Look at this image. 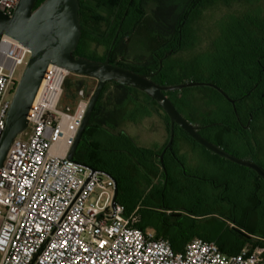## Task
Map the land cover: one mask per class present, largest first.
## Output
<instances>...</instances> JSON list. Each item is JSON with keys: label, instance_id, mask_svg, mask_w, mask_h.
Listing matches in <instances>:
<instances>
[{"label": "trees", "instance_id": "1", "mask_svg": "<svg viewBox=\"0 0 264 264\" xmlns=\"http://www.w3.org/2000/svg\"><path fill=\"white\" fill-rule=\"evenodd\" d=\"M42 1L37 0L35 7ZM79 4L81 37L74 56H79L78 52L87 47L89 33L86 27L90 20L98 28V24L104 21L109 24L113 17L116 18L111 37L120 20H123L120 30L123 51L126 54L131 47L140 48L145 53V58L143 61L129 63L123 57L118 59L112 56L110 63L139 74L150 75L151 81L162 86L185 82H207L216 85L235 101L237 117L232 105L210 87L186 88L164 92V95L186 121L198 128L202 137L228 153L253 161L264 169V0H79ZM233 4H241L243 10L221 16L218 24L210 30V43L207 48L199 53L192 52L188 58L183 59V51H190L195 45L197 34L194 28L203 13L216 6ZM109 42L110 40L107 44ZM167 52L171 53L163 60L161 69L157 72L158 59ZM110 86L121 91V104L127 102L128 92L138 91L114 82L104 86L73 159L105 172L114 179L117 189L116 202L123 206L125 215L135 211L139 220L136 228L141 231L154 228L155 234L168 240L176 253L180 252L188 241L196 238L193 228L197 215L185 212L180 216H171L183 210L147 202H135L128 206L126 202L128 193H131V196L141 194L150 200L160 201L164 199L168 185L172 189L176 188L175 185L184 178V174L180 170H173L170 165L174 164L176 158L179 159L175 153V145L176 141L182 138L195 148H200L202 156L212 164L223 165L228 170L237 167L241 170L238 172L243 174L246 185L250 184L251 187V192L246 194L243 185L237 186L235 198L238 203L224 197L237 206L248 208L246 212L242 211L243 208L236 210L243 214L244 220L240 223L234 222L233 227L241 229L249 237L240 235L243 242L234 250H226L209 237L202 240L213 242L225 255L234 254L242 248L264 250V210L261 209L262 202L258 200L259 192H264L261 187L264 181L252 170L206 151L178 127H175L171 150L166 151L163 156L167 173L165 176L159 161L162 149H128L126 144L128 145L129 139L124 134L114 131L115 135H112L108 132L107 126L112 121H105L100 110L104 94ZM78 89L79 86H76L74 94ZM142 94L162 112L153 100ZM196 95L203 98L202 110L193 106L192 101ZM164 116L169 132V121L165 114ZM110 136L115 139V146L106 141ZM156 177L159 180L153 185ZM244 198L248 201L244 202ZM213 201L216 203L214 198ZM248 202H251L250 206ZM185 219L189 220L188 223L183 221ZM262 257L264 260V251Z\"/></svg>", "mask_w": 264, "mask_h": 264}, {"label": "built area", "instance_id": "2", "mask_svg": "<svg viewBox=\"0 0 264 264\" xmlns=\"http://www.w3.org/2000/svg\"><path fill=\"white\" fill-rule=\"evenodd\" d=\"M18 0H0L10 16ZM29 51L0 40V137L16 72ZM69 71L48 64L28 109L27 127L10 144L0 168V264H264L263 249L225 255L193 238L180 252L152 231L136 228L135 212L112 206L114 180L67 159L90 97L60 107ZM23 138H22V137Z\"/></svg>", "mask_w": 264, "mask_h": 264}, {"label": "water", "instance_id": "3", "mask_svg": "<svg viewBox=\"0 0 264 264\" xmlns=\"http://www.w3.org/2000/svg\"><path fill=\"white\" fill-rule=\"evenodd\" d=\"M36 1L18 0V4L10 16L0 13V40L2 36L11 37L29 51V56L12 94L5 117V127L0 137V168L10 144L27 127L26 115L37 93L45 68L48 64H57L66 68L70 74L91 78L96 81L88 101L86 114L68 153V160L78 163L74 161L73 154L83 136L84 130L89 125L93 109L98 102L104 86L109 82H114L144 93L167 116L169 121V138L159 155L162 169H164L163 156L167 150H171L175 127H178L193 142L206 151L237 166L252 170L264 181V169L261 166L253 161L234 156L202 137L198 133V128L186 121L164 95V92L191 87H210L221 94L232 105V109L237 117L234 107L235 101L230 99L223 90L207 82H185L171 86H162L151 81L150 75L139 74L119 65H112L109 62L108 55L103 61L74 56L73 53L81 37L78 14L80 8L79 0H43L35 7ZM170 53H166L163 58L170 55ZM161 63L162 59H159L158 71L161 69ZM82 165L87 166L85 164ZM89 168L92 172L97 171L91 167ZM116 197L117 189L114 181L112 206L116 203ZM171 216H180V214L173 213ZM236 231L242 234L241 231Z\"/></svg>", "mask_w": 264, "mask_h": 264}, {"label": "rangeland", "instance_id": "4", "mask_svg": "<svg viewBox=\"0 0 264 264\" xmlns=\"http://www.w3.org/2000/svg\"><path fill=\"white\" fill-rule=\"evenodd\" d=\"M87 1L88 0H86V2ZM242 10L243 7L241 4H233L231 6H216L215 8L204 12L201 19L197 22L194 28V31H196L197 34L195 45L190 51H183V59L188 58L192 52L199 53L200 51L207 48V45L210 43V30L218 24L219 18L221 16L226 13L235 14ZM98 51L99 54H102V50ZM125 58L129 63H136L144 60L145 53L142 52V49L140 48L135 49L131 47L127 50ZM22 71L23 67H19L15 76L16 83L18 82ZM80 82L82 85H86L85 88H87V90L91 86L90 94L93 91L96 83V81L91 78L70 74L66 79V84L63 87L64 96L60 102L61 109L64 110L66 107H68L69 111H71L74 108L77 102V99H73L74 90L76 86H79ZM111 92H114V95L121 94V91L116 89L114 91L113 88L109 87L104 94V99ZM131 93L139 96L140 98L144 97L142 92L131 91ZM12 94L9 95V100H11ZM202 100L203 98L196 95L192 101L193 106L202 110L204 107ZM133 118L136 121L139 120L140 115L138 114V111H134ZM157 126V119L153 116H147L142 119L140 118V120L136 123H123L120 130L116 127L114 128L113 123H110L107 126V130L112 135H115V132L117 131L122 134L127 132L129 136V143L128 145L126 144V148L128 149L133 147L141 149H153L156 151L162 145V137L156 136L157 131L161 132L160 130H157ZM106 139L107 142L115 146V139L111 138V136L107 137ZM189 153L190 152L188 150L187 152L183 154L180 153L178 155V158L183 164L186 177L181 179L179 183L175 185L176 188L174 189L168 185L167 190L164 192V199L160 201L156 199L150 200L149 197H143L141 194H132L131 196V193H128V195H126L127 205L131 206L135 202L136 204L140 202L141 204H145L147 202L156 206L171 209L178 208L182 209L184 212L195 214L198 216L196 217L197 221H195V226L193 228L194 233L198 236H195L196 238L202 239L209 237L218 245L225 247L226 250H234L243 242V238L240 236V233L236 231L239 230L238 228H234L235 230L233 229V223L243 222L244 216L239 211L236 212V214L230 215L226 207L222 208L221 210L215 208L213 195L222 194L238 203L239 201H237L235 198V194L238 191L237 186L239 184L243 185L245 193L249 194L251 192L250 184L246 185L245 178H242L243 174L238 172L241 170L237 169V167L233 166V170H228L223 165L219 166L212 164L209 160L202 156L200 148H196V150H194V157L192 156V152L190 154ZM164 175H167L166 170ZM261 187L264 190L263 183H261ZM258 200L262 202L263 205L261 206V209L264 210V192H259ZM250 204L251 202H248L249 206ZM183 221L188 223L187 221L189 220L185 219ZM152 230H154V228H152L151 231ZM152 232L155 233V230Z\"/></svg>", "mask_w": 264, "mask_h": 264}, {"label": "flooded vegetation", "instance_id": "5", "mask_svg": "<svg viewBox=\"0 0 264 264\" xmlns=\"http://www.w3.org/2000/svg\"><path fill=\"white\" fill-rule=\"evenodd\" d=\"M90 8H91V6H90ZM115 21H116V18L113 17V19L111 20V22L109 24L104 21V22L98 24V28H97V25L93 24L92 20H90L89 25L86 27V30L89 33L88 34L89 40H87V42H86L87 47L84 48L85 49L84 51L78 52V55L83 56V57H89V58H92L93 60H102V58H104L103 60H105L106 56L108 55L109 62H110L111 58H113V57L118 58V59L119 58L121 59V57H123L124 59H126L125 58V52L122 49V46H121L122 43L120 40V30H121L123 20H120L114 35L111 37V30L115 24ZM109 40H110V42H109V44H107V42ZM98 50H102V54H99ZM164 55H163V57H164ZM163 57L160 58V59H162V62H163V60H165V58L167 56L165 58H163ZM161 66H162V63H161ZM158 67H159V65H158ZM157 72H158V70H157ZM85 87H86V85H84V84L82 85L81 82L79 83V89H78L77 93L73 95L74 100L78 99L80 97H90L91 96V94H92V92L90 94L91 86L89 87L88 90ZM113 89H114V87H113ZM114 94H115L114 92H111L109 95L106 96V98L103 101V105L101 107L100 112H101V116H103L105 121L111 120L113 125L115 127H117L119 115L120 116L125 115L127 110H126L125 106H123L122 104L118 103L117 105H114V103H112L114 100ZM93 111H94V109H93ZM173 142H174V140H173ZM170 167L173 168V170H175V171L180 170L181 173L184 174V177H186L184 169H183V164L179 159L176 158L174 160V164L171 165ZM213 197L216 201L214 207L217 208L218 210H221L222 208L226 207L228 209V212L230 213V215H233L236 212V210L243 208L242 211L246 212V209H248L245 206H237L235 203L231 202L230 199H225L224 198L225 196L222 194L214 195ZM247 201H248L247 198H244V202H247ZM178 213L181 215L182 212H178ZM183 213H185V212L183 211ZM262 221L264 223V218ZM234 228H237V227H233V229ZM239 230H241V229H239ZM241 232H242V234H240V235L249 237L242 230H241Z\"/></svg>", "mask_w": 264, "mask_h": 264}, {"label": "crops", "instance_id": "6", "mask_svg": "<svg viewBox=\"0 0 264 264\" xmlns=\"http://www.w3.org/2000/svg\"><path fill=\"white\" fill-rule=\"evenodd\" d=\"M110 87L113 88L112 86H110ZM114 90H115V88H114ZM126 97H127V102L123 103L122 105L125 106L127 112H126L125 115H121V118L117 122L118 126L116 128L120 130V128H122L121 125H123V123H125V122L129 123V124L130 123H136V122H138L140 120V118L142 119V118H145L147 116H149V117L153 116L154 118L157 119V124H158V126H157L158 129L157 130L161 131V132H158L156 130L157 131L156 136H161L162 137V145L156 151H159L160 149H163L164 146L166 145L167 141H168V138H169L168 127H167V124H166V120H165L164 114L161 111H159L156 108V106L151 101H149L145 96L140 98L139 96H136L135 94H132L131 92H128ZM120 100H121L120 99V95H114V100H113L112 103H114V105H117L118 103L121 104L122 102ZM134 111H138V114L140 115V118H139L138 121H136L133 118ZM114 128H115V126H114ZM116 133H120V132L117 131ZM124 135L129 139V136H128L127 132H125ZM149 150H153V149H149ZM188 150H189L190 153L191 152L193 153L192 156L194 157L195 156L194 155V150H196V148L193 145H191L188 142L183 141L182 138H180L179 140L176 141L175 153H176L177 156L180 153L183 154V153L187 152ZM153 151H155V150H153ZM158 180H159V178L156 177L153 180V185H155L158 182ZM146 231H151V230H146Z\"/></svg>", "mask_w": 264, "mask_h": 264}]
</instances>
